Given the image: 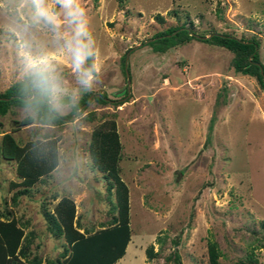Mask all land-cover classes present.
Returning <instances> with one entry per match:
<instances>
[{"label": "rangeland", "instance_id": "rangeland-1", "mask_svg": "<svg viewBox=\"0 0 264 264\" xmlns=\"http://www.w3.org/2000/svg\"><path fill=\"white\" fill-rule=\"evenodd\" d=\"M81 2L99 72L85 89L60 57L74 98H65L58 113L70 112L89 91L86 103L61 123L34 118L19 124L33 113L28 106L0 114V145L8 132L17 144L35 148L53 140L57 155L50 171L24 187L16 160L0 153V220L22 230L17 248L1 254L0 264H57L67 254L64 235L55 226L49 230L44 216L55 215L62 197L73 201L72 225L84 235L116 223L112 178L93 157L99 133L111 130L119 141L115 163L128 191L130 228L124 253L112 264H175L174 252L181 264H210L209 242L216 264H264V92L253 76L229 66L232 54L222 46L191 38L158 51L143 42L179 24L197 35L255 37L264 64V0ZM13 27L0 14V92L21 78ZM145 249L154 252L149 259Z\"/></svg>", "mask_w": 264, "mask_h": 264}, {"label": "trees", "instance_id": "trees-1", "mask_svg": "<svg viewBox=\"0 0 264 264\" xmlns=\"http://www.w3.org/2000/svg\"><path fill=\"white\" fill-rule=\"evenodd\" d=\"M191 38H200L205 42L222 46L231 52L228 61L229 66L241 74L253 76L259 88L264 92V64L260 61L258 55L259 41L255 37L243 38L224 32L211 31L207 36L196 34L187 26L182 24L168 26L164 29L154 32L150 38L143 42L152 46L154 50L163 51L167 47L185 42ZM125 55H122L121 64L123 67ZM261 70V71H260ZM124 72V68H123ZM127 90L125 89V92ZM90 92H84L73 104L70 112L60 114L58 112L50 113L46 105H36L33 102L30 107L26 101L30 97L26 83L20 78L9 83L0 92V114H4L9 107L28 106L32 114L28 113L22 116L19 124H27L34 118L42 123H61L69 118L75 108L86 103ZM99 101L105 99L98 94L94 95ZM213 118H209L207 134L212 128ZM101 137V146L95 151L94 163L100 170L105 171L112 178V185L116 194L117 217L116 223L112 226L103 227L98 231L84 235L72 225L74 213L73 201L67 197H62L55 208V215L44 211L47 220V228L56 227V231L64 235L68 243V252L57 264H112L120 255L124 253L126 244L129 240L130 228L128 223V191L125 182L120 178L116 160L118 159L119 141L114 130L106 133H99ZM33 143L24 145L16 143L12 135L5 132L1 136L0 153L7 159H15V170L21 177L24 187L30 186L39 176L50 171L57 164V155L53 140L46 148L40 146L35 148ZM23 193V191L21 192ZM264 226V221L261 222ZM22 230L16 226L13 220H0V255L9 256L17 248ZM213 242L207 245L208 260L210 264H216V253ZM264 247V244L262 245ZM146 258L153 256L154 252L145 249ZM173 258L175 264H181L178 254L174 252ZM254 262L256 261L253 259ZM239 264H246L244 261Z\"/></svg>", "mask_w": 264, "mask_h": 264}, {"label": "clouds", "instance_id": "clouds-1", "mask_svg": "<svg viewBox=\"0 0 264 264\" xmlns=\"http://www.w3.org/2000/svg\"><path fill=\"white\" fill-rule=\"evenodd\" d=\"M0 14L11 19L19 39L20 73L30 92L26 101L30 107L35 102L55 113L63 108L65 98H74L58 64L62 56L76 83L91 89L99 65L81 0H0Z\"/></svg>", "mask_w": 264, "mask_h": 264}, {"label": "water", "instance_id": "water-1", "mask_svg": "<svg viewBox=\"0 0 264 264\" xmlns=\"http://www.w3.org/2000/svg\"><path fill=\"white\" fill-rule=\"evenodd\" d=\"M125 58H126V54H125ZM260 71H261V70H260ZM124 72H125V75L127 76L128 71H127L126 63H125V65H124ZM127 82H128V78H127ZM127 90H128V85H127Z\"/></svg>", "mask_w": 264, "mask_h": 264}]
</instances>
